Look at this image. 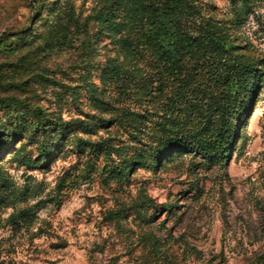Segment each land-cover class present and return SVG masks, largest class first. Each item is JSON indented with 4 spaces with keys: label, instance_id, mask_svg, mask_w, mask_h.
Here are the masks:
<instances>
[{
    "label": "rangeland",
    "instance_id": "obj_1",
    "mask_svg": "<svg viewBox=\"0 0 264 264\" xmlns=\"http://www.w3.org/2000/svg\"><path fill=\"white\" fill-rule=\"evenodd\" d=\"M219 55L256 70L224 157L180 136L212 139ZM0 264H264V0H0Z\"/></svg>",
    "mask_w": 264,
    "mask_h": 264
},
{
    "label": "trees",
    "instance_id": "obj_2",
    "mask_svg": "<svg viewBox=\"0 0 264 264\" xmlns=\"http://www.w3.org/2000/svg\"><path fill=\"white\" fill-rule=\"evenodd\" d=\"M156 18L152 21L153 33L148 38V46L151 54L156 61L170 73H174L179 69H184L182 64L186 59L198 62L199 55L193 46L196 45V38L187 32L183 31L179 26L180 8L177 4L162 2L160 9H156ZM210 43H214L211 39ZM221 50L225 48L221 45ZM202 54V53H201ZM200 54V55H201ZM210 64H215L210 70H214L208 78V86L216 92L220 98L223 109L218 112L214 127L209 131L212 139L206 142L199 135L181 133L180 136L195 141V148L199 152L208 153L216 148H222L221 157L228 153V149L224 146L228 145L232 138V120L236 119L237 110L245 105V96H248L252 91L255 69L250 63H244L237 60L234 56L214 57ZM209 70V71H210ZM43 131V124H40ZM210 128H208L209 130ZM209 133V134H210ZM177 141V138H171L168 146L177 145V148H185L189 142ZM223 146V147H222ZM40 154L43 157L47 156V150L43 145L40 146Z\"/></svg>",
    "mask_w": 264,
    "mask_h": 264
}]
</instances>
